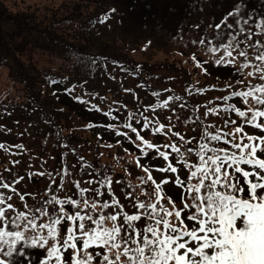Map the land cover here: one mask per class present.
I'll use <instances>...</instances> for the list:
<instances>
[{
	"label": "snow or ice",
	"instance_id": "6c2138e0",
	"mask_svg": "<svg viewBox=\"0 0 264 264\" xmlns=\"http://www.w3.org/2000/svg\"><path fill=\"white\" fill-rule=\"evenodd\" d=\"M207 29L211 32L205 30L192 44L203 46L208 60L215 65L233 70L234 82L229 80L223 88L213 86L227 95L189 106L181 95L161 99V93L153 91L154 103L137 104L121 125L135 134V139L129 132L115 130L116 125L106 126L140 153L134 157L135 167L143 173L135 177L138 184L127 179L131 176L127 171L125 178L115 181L121 185L127 205L115 194L110 170L104 169L101 175L82 156L78 157V175L87 177L83 184L88 187H82L79 179H69L75 192L63 197L60 192L65 190L66 178L72 177L66 165L54 173L27 172L29 181L33 176L49 180L39 199L35 193L17 189L24 176L0 165V264H264V135L245 131V127H251L264 133V16L249 9L248 0H234L220 22H210ZM192 59L203 68L195 54ZM95 63H84L83 74L90 75V65ZM121 71L128 69L121 67ZM213 89L189 87L186 92L203 96ZM133 96L139 101L134 92ZM236 98L246 106L244 109L232 102ZM76 99L86 103L80 97ZM215 100L220 103L215 104ZM92 108L101 111L96 105ZM177 109L188 113L187 118L182 119ZM158 110L170 113L165 116L167 123L160 121ZM149 111L151 116L146 114ZM104 115L118 119L111 112ZM233 115L239 118V125ZM209 116L220 117L222 126L206 122ZM177 122L186 128L195 125L188 130H199L198 135L186 139L181 131L174 130ZM145 131L148 138L141 135ZM154 136L163 140L153 142ZM0 151L21 155L27 150L22 143L0 142ZM123 151L134 155L128 148ZM150 151L154 154L148 159ZM71 152L75 154L76 150ZM141 159H145L144 164ZM161 159L163 167L151 163ZM10 163L14 168L20 161ZM45 163L41 159L40 167ZM4 172L12 173L11 179ZM153 172L169 175L162 176L158 183ZM149 184L150 189L145 187ZM166 185L180 189L179 205L168 195ZM27 196L32 197V204ZM14 197H18L22 209L12 202Z\"/></svg>",
	"mask_w": 264,
	"mask_h": 264
},
{
	"label": "trees",
	"instance_id": "16d2710c",
	"mask_svg": "<svg viewBox=\"0 0 264 264\" xmlns=\"http://www.w3.org/2000/svg\"><path fill=\"white\" fill-rule=\"evenodd\" d=\"M233 3L234 0H61L59 3L55 0L42 7L28 5L13 12L7 8L6 0H0V142L10 145L22 143L27 150L21 155H5L0 151V165L24 176L21 184L16 185L17 189L21 193H35L39 199L49 180L33 176L29 181L27 172L54 173L62 164L70 169L72 177L66 178L61 197L75 192L67 182L69 179H79L82 187H88L83 184L87 177L78 175V157L82 156L100 170L101 175L104 169L110 170L115 194L121 203L127 205L120 192L121 185H116L115 181L125 178L127 171L131 173L127 179L133 185L138 184L135 177L143 173L135 167L134 157L140 153L126 138L115 136V130L129 132L135 139V134L121 125L128 113L136 110L137 104L154 103L153 91L160 92L161 99L181 95L189 106L205 104L228 94L214 90L213 86L223 88L229 80L234 82L233 70L208 60L203 46L192 44V40L198 41L205 30L211 32L207 25L219 23L232 9ZM248 4L249 9H255L264 16L261 0H248ZM158 52L165 54L167 60L155 59ZM193 54L203 68L196 66ZM170 58L174 61L170 62ZM92 60L96 63L90 65V75H84L82 65ZM121 67L128 71H121ZM85 80L87 83H83ZM189 87L213 90L203 96H189L186 92ZM169 88L171 92H164ZM133 92L139 101L134 99ZM77 97L86 103H81ZM232 102L242 109L246 107L239 98ZM214 103L219 104L220 101L215 100ZM92 105L101 111H95ZM177 111L182 119L187 118L188 113L184 110ZM104 112H111L118 119L112 120ZM203 112L201 108V116ZM146 114L152 115L151 111ZM168 114L167 110L156 113L163 123H167L165 116ZM232 119H236L239 125L238 117L233 115ZM206 122L217 126L223 124L220 117L213 116H209ZM132 123L139 128L135 120ZM109 124L116 125V129L106 127ZM192 127L195 125L186 128L177 122L174 130L181 131L187 139L198 135L199 130H188ZM245 131L250 135H264L251 127H245ZM141 135L149 137L146 131ZM117 140L121 141L119 145ZM152 140L162 141L163 138L154 136ZM105 144L113 147L108 149L103 146ZM123 148H128L134 155L125 153ZM71 149L76 150L75 154ZM64 153L68 155L64 156ZM153 154L150 151L148 159ZM41 159L46 161L43 168L40 167ZM13 160L20 161L14 168L10 163ZM144 163L145 159H141V164ZM151 163L164 166L162 159ZM73 164L76 168H72ZM168 175L153 172L158 183L162 176ZM4 176L11 179L12 173L4 172ZM145 187L150 189L151 185ZM165 188L179 204L180 189L171 185ZM26 200L33 203L31 196ZM12 202L22 209L18 197H14Z\"/></svg>",
	"mask_w": 264,
	"mask_h": 264
},
{
	"label": "rangeland",
	"instance_id": "374dc122",
	"mask_svg": "<svg viewBox=\"0 0 264 264\" xmlns=\"http://www.w3.org/2000/svg\"><path fill=\"white\" fill-rule=\"evenodd\" d=\"M53 1L55 0H6L7 4V8H10V11H13V12H17L18 11V8L19 9H22V8H26L28 5H31V6H43V5H48V4H51ZM57 3L61 2V0H56ZM141 57V55H140ZM155 59H159L160 61H166L167 60V57L165 54L161 53V52H158L156 53V57ZM170 62L174 61L172 58H170ZM6 76L4 75V78ZM3 85V83H2ZM1 86V84H0ZM246 193H247V189H246ZM177 197H178V194H177ZM179 205V204H178Z\"/></svg>",
	"mask_w": 264,
	"mask_h": 264
}]
</instances>
